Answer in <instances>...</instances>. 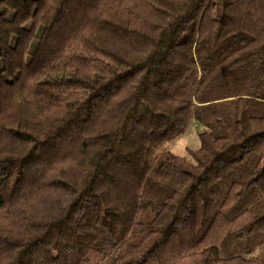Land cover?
Here are the masks:
<instances>
[{"label": "trees", "instance_id": "trees-1", "mask_svg": "<svg viewBox=\"0 0 264 264\" xmlns=\"http://www.w3.org/2000/svg\"><path fill=\"white\" fill-rule=\"evenodd\" d=\"M92 256L264 264V0H0V264Z\"/></svg>", "mask_w": 264, "mask_h": 264}, {"label": "rangeland", "instance_id": "rangeland-1", "mask_svg": "<svg viewBox=\"0 0 264 264\" xmlns=\"http://www.w3.org/2000/svg\"><path fill=\"white\" fill-rule=\"evenodd\" d=\"M199 133L200 129L196 127L195 123L191 122L186 132L175 141L154 148L149 156L150 161H153L156 157L166 152H170L178 157L191 161L190 152L197 150L200 146L198 138ZM94 258L95 256L91 257L92 261L90 264H101L100 261Z\"/></svg>", "mask_w": 264, "mask_h": 264}]
</instances>
